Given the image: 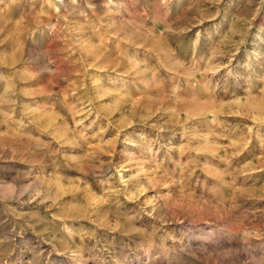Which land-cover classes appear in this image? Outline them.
<instances>
[{
  "label": "rangeland",
  "instance_id": "obj_1",
  "mask_svg": "<svg viewBox=\"0 0 264 264\" xmlns=\"http://www.w3.org/2000/svg\"><path fill=\"white\" fill-rule=\"evenodd\" d=\"M0 264H264V0H0Z\"/></svg>",
  "mask_w": 264,
  "mask_h": 264
}]
</instances>
